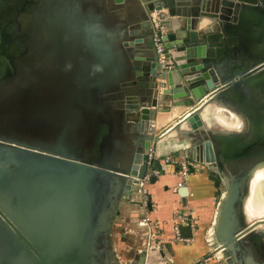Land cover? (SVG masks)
<instances>
[{
  "label": "water",
  "instance_id": "obj_1",
  "mask_svg": "<svg viewBox=\"0 0 264 264\" xmlns=\"http://www.w3.org/2000/svg\"><path fill=\"white\" fill-rule=\"evenodd\" d=\"M165 9L188 25L164 35L171 71L152 37L153 12ZM263 9L262 0H28L0 29V264H120L110 238L118 205L133 202L149 150L184 122L192 160L217 183L206 164L229 177L210 250L225 264H264L247 246L264 220L242 219L249 176L264 164ZM205 16L214 27H200ZM184 97L191 107L157 128L161 103ZM214 101L243 119L237 137L204 130L200 112ZM180 234L191 237L189 227ZM150 257L125 264H161L164 253Z\"/></svg>",
  "mask_w": 264,
  "mask_h": 264
},
{
  "label": "crops",
  "instance_id": "obj_2",
  "mask_svg": "<svg viewBox=\"0 0 264 264\" xmlns=\"http://www.w3.org/2000/svg\"><path fill=\"white\" fill-rule=\"evenodd\" d=\"M208 106L209 105H207L203 111L200 112V118L202 121L205 120L204 117L210 113V107ZM178 114L180 113L176 111L173 116ZM160 116L161 118H158V124L160 125L166 124V122L172 118V115H170V118L167 117L168 115L166 116L161 114ZM181 135L183 136V134ZM193 140L194 139L192 138L187 139V141L185 140V146L187 147L188 143H191V141L193 142ZM183 141L184 139L180 137L179 140L159 142L156 149V155L164 156L174 150H180V145ZM177 182H179V177L177 175H162L156 179L154 184H149L146 188V192L150 200L148 202L147 213L152 221L162 223L161 226L164 231L162 233V237L166 243L162 245L161 248L163 249L158 253V255L160 252L164 253V260L161 261V264H196L206 257L209 250L206 246H204L201 238H197L195 228L187 245L170 242L172 235L170 231L172 225V213L176 209L184 206L182 203L183 200H187L189 206L191 205V207L197 211V217L200 218V225H202V223L206 220H210V224L214 210L211 214L209 207L211 208L210 204L213 201L212 197L214 195V189L212 188V184L209 182L205 172L192 174L187 179L185 185L188 189L187 198H181L173 193V189ZM189 198L191 201L193 198L195 200L193 199L190 204ZM133 200L134 201L132 203L120 201L117 216L114 218L112 224L116 230H119V232L114 233L115 230L113 227H111L110 231L111 246L120 264H125L126 262H136L141 252L138 248V244L141 242L144 243L147 236L144 227L139 226V222L142 217V211L139 209L141 202L134 204L135 198ZM150 256V259L152 260L157 258L153 253Z\"/></svg>",
  "mask_w": 264,
  "mask_h": 264
},
{
  "label": "rangeland",
  "instance_id": "obj_3",
  "mask_svg": "<svg viewBox=\"0 0 264 264\" xmlns=\"http://www.w3.org/2000/svg\"><path fill=\"white\" fill-rule=\"evenodd\" d=\"M153 18H154L153 20L156 23L155 25H152L154 27V30H155V28L157 26L158 30H160V31L162 30L164 33H166V32H170L171 34L176 33V31H178L177 28L180 26V23H181L182 20H184V23L182 22L184 24L183 25L184 26V29H182V28L181 29L183 31H186L187 30L186 28L188 27L185 19H182V18L179 19L178 17H171L166 9L165 10H162V11H159V12H153ZM201 26L202 25H200V27ZM211 27H213V26H211ZM211 27H207V28H211ZM197 28H196V30H197L196 32H202V31H198ZM153 32L154 31L152 29V33ZM203 32L206 33L205 30H203ZM147 35H144V37H148ZM261 40L263 41L264 39H261ZM156 90L158 91V93H160L163 90L162 88L159 87L158 83H157V86H156ZM198 101H199V99L194 100L193 103H192V106H194L195 103L198 102ZM188 102H189V99H187V97L178 98V99H175V100H173V99L164 100V102L161 103V108H160L161 110L159 111V114H158L157 118H155V120L157 122L156 123L157 124V128H160L161 126H165L168 123H171V121H173V120L176 121V118L179 115H181L188 108L191 107V104H189ZM217 102L218 103H221L219 101H217ZM212 104H213V102L210 103V104H208L209 105L208 107L211 108ZM179 109H180L181 112H180V114L174 116L175 119L172 118L171 120L167 121L166 124H163V125H159L158 124L159 115L162 114V115H166V116L167 115L168 116H170V115L173 116L176 113V111L179 110ZM211 112L212 111H210V114H207L206 117H205V120H203V124L205 126L204 127V130H206V131H210L211 130L210 131L211 133H213V132L215 133V131L217 130V132H218L217 134H220L219 136L225 137L226 136V135H224L225 133L223 134V133L220 132V131H224L225 130V128H224L225 122L218 115H216L215 112H212V113ZM215 119H216V121H215ZM241 122H242V126L240 124H238V123L235 124V126L238 128L237 131H227V132H229V134H227V135L228 136H231V135H239L243 131V128H244V124H243V119L242 118H241ZM206 128L209 129V130H207ZM189 129H190V126L188 125V127L185 130H183V131H185L184 134L182 133L183 136L180 133L179 134H175V137L174 138H170L169 140H179L180 137H182L183 139L187 138V136H185V135L189 131ZM169 140H166V141H169ZM185 144H186L185 142H181V145H180L181 146V149L180 150H174V151H176V153H181L177 157H179V158H182L183 157L187 161L194 163L195 161L192 160L191 154L189 152L190 150L185 146ZM196 149H195V152H196L195 153V156L197 157L198 156V153H197V150ZM200 150H201V148H200ZM174 151L173 152H170V153H167L164 156H158V155H156V150L155 151L149 150L148 155L151 154L152 155V158H156L160 162L161 160H164L166 158L173 157ZM198 159H203L201 153H199V158ZM196 163L197 162H195L194 164H196ZM197 164L199 166V169H198V172L197 173H203V172H205L206 176L208 177L209 182L212 184V188L214 189V195L212 197L213 198V201L210 204L211 205V208L209 207V209L211 211V214H212L213 210H214V212L212 214V219H211V223L210 224H209L210 220H206L204 222L202 221L203 223H202V225H200V222H199L200 221V218L197 217V213H196L197 211L193 207H191V205L189 206V203H187L188 202L187 200H183V202H182L184 204V207H188V209L190 210V212H192V214L194 216L195 231L197 232L196 233L197 234V238L198 239L201 238V241L204 243V246H206V248H208V250H209L207 252L206 257L204 259H202L201 261L197 262L196 264H225V261H224V259L222 257L223 254L220 257H218L217 252H216L217 250L214 251V252H213V250H210L211 246H210L209 240H210V237L211 236L208 234V232L213 228V225L216 223V222L214 223V221H216L215 213L218 210V205H219V202H220V199L219 198H221L220 196H222L223 193L225 192V181H224V179L227 177L228 174H226L225 172H223L222 174H219L215 170V168H212L211 166H208L207 165L208 168H210L213 171V173H215L219 177V179L221 181V184H220V181H219V183H217V179H215L212 175H210V171L205 166L200 165L199 163H197ZM211 165L213 166V164H211ZM214 166H215V164H214ZM261 169H262L261 176H259V179L255 183V191H254V194L252 196H250L248 199H249V202L250 203L254 204L255 208L260 209V211H264V165H262ZM222 188H223V192H222ZM134 190H135V188L132 191H134ZM147 198H148V201H150L149 200V197H147ZM193 199H192V201H193ZM192 201L190 199V204H191ZM139 202L142 203L143 202V199H141V198H135L134 204H138ZM253 211H254V209H253ZM242 217L245 220V223H247L249 221L248 220L249 219L248 218L249 216L247 214H245L243 216V212H242ZM112 227L115 230L114 233H116V232L118 233L119 232V230H116L113 225H112ZM256 230H263V232H264V227H258ZM138 245H139L138 248L140 249L141 252L147 253L146 250H148V247L149 246H148L146 240H145L144 243L141 242Z\"/></svg>",
  "mask_w": 264,
  "mask_h": 264
},
{
  "label": "built area",
  "instance_id": "obj_4",
  "mask_svg": "<svg viewBox=\"0 0 264 264\" xmlns=\"http://www.w3.org/2000/svg\"><path fill=\"white\" fill-rule=\"evenodd\" d=\"M153 22V25H155L156 23L154 20ZM164 35H166V33H164L162 30H158L156 26L153 32V45L157 56V62L160 65L161 70L171 71L174 68V64L167 58L165 42L163 41ZM158 85L160 88H162V81H158ZM194 163L187 161L183 157L179 158L174 154L173 157L166 158L164 160H161L160 162L156 158H152L151 154L148 155L146 172L143 178L139 181V184L135 187V190L132 192L133 197L131 198L132 200L134 198L143 199V202L139 205V209L142 211V217L140 219L139 226L144 227L146 231V242L149 246L148 250H146L147 254L152 255L153 253L155 255H158L159 251L163 249L161 248L162 245L166 243L162 237V233L164 232L161 226L162 223L152 221L147 213L149 201L147 198L148 194L146 192V188L151 183V178L158 179L162 175H177L179 177V182H177V184L175 185L173 193L178 195L177 190L185 187L187 179L192 174H196L198 172L199 166L197 163ZM171 220L172 225L170 231L172 235L170 238V242L187 245L190 241V238L192 237L195 228L194 216L192 212H190L188 207L182 206L172 213ZM181 227H189L191 231L190 238L181 236Z\"/></svg>",
  "mask_w": 264,
  "mask_h": 264
},
{
  "label": "bare ground",
  "instance_id": "obj_5",
  "mask_svg": "<svg viewBox=\"0 0 264 264\" xmlns=\"http://www.w3.org/2000/svg\"><path fill=\"white\" fill-rule=\"evenodd\" d=\"M201 21L202 22L199 25H202V27H211V26L214 27L215 26L214 21H212L210 18H208L206 16L203 17ZM210 111L215 112V114L218 115L225 122V125H224L225 130L224 131H220L223 134L225 133L224 135L229 134V132H227V131H237L238 128L235 126V124L238 123V124H240L242 126L240 115L238 113H236L234 110L230 109L228 106H226V105H224L222 103H218L217 101H214L212 106H211V108L209 109V112ZM177 112L180 113V109L177 110ZM167 117L170 118V116H167ZM159 118H161V116ZM204 119H205V117H204ZM215 121H216V119H215ZM243 124H244V122H243ZM187 127H188V124H186V122L180 123V125L177 126V127H172L166 134L161 136V138H160L161 141H159V142L169 140L170 138H174L175 134H179V133L180 134H182V133L184 134L185 131H183V130H185ZM207 130H209V129H207ZM215 133H218L217 130L215 131ZM192 145H193V143H188L187 148H189ZM199 160L203 163V159H199ZM206 165L211 166L212 168H215L214 164H213V166L211 164H206ZM262 165H264V164L259 165V167L258 166L255 167L256 169L254 168L255 170H253L251 172L250 176H249V182H248V185H247L245 198H244L243 204H242L243 216L245 214H247L249 216L248 217L249 221L247 223H245V220L242 217L243 222L246 225H250V223L253 224V223L257 222V221L258 222L259 221L263 222V220H264V211H260V209L255 208L254 204L250 203L249 199H248L250 196H252L254 194L255 183L259 179V176H261V171H262L261 167H262ZM228 179H229V177L227 175V177L224 179V181H225V192L221 196L220 201L224 200V198L226 197V188H228V181H229ZM253 209H254L255 212L253 211ZM218 213L219 212L217 210L216 213H215L216 221H217V218H218ZM216 221H214V223ZM215 225H216V223L213 225V228L208 232V234L211 236L210 237V242H213V239H214L212 237L213 236L212 233H213V229H214ZM261 246H263V245H261ZM216 252H217L218 257H220L223 254L219 250H217Z\"/></svg>",
  "mask_w": 264,
  "mask_h": 264
},
{
  "label": "flooded vegetation",
  "instance_id": "obj_6",
  "mask_svg": "<svg viewBox=\"0 0 264 264\" xmlns=\"http://www.w3.org/2000/svg\"><path fill=\"white\" fill-rule=\"evenodd\" d=\"M29 1L33 2V0H29ZM262 1H263V5H264V0H262ZM12 2L13 3L10 4L9 0H0V29L2 27H4L5 25H7V23H9L10 20L14 19V17L18 13V10H20V8L26 2H28V0H12ZM261 11H262V13H264V9ZM255 16L262 17V16L258 15V12H257V14H255ZM261 22L264 23V16L261 18ZM146 33L149 34L148 31H146ZM149 35H147V36L149 37ZM152 37H153V33H152ZM254 108H255V110L258 109L257 107H254ZM249 111H250L249 113H251V112L256 113V111H253L252 109H250ZM258 112H259V110H258ZM249 117L252 118L250 115H249ZM262 126L264 127L263 124H262ZM255 127H256V124L252 122L251 128H250L251 130H250L249 134L252 135V132L254 131ZM252 128H254V129H252ZM263 136H264V134H263ZM235 137H237V135H235ZM260 227H264V226H260ZM248 241H249V244L247 246L252 251L251 256L254 259L260 261L261 263L264 262V232H263V230H261V232H255L252 236H250ZM261 245H263V246H261ZM2 251L3 250H0V256L4 255V253Z\"/></svg>",
  "mask_w": 264,
  "mask_h": 264
}]
</instances>
